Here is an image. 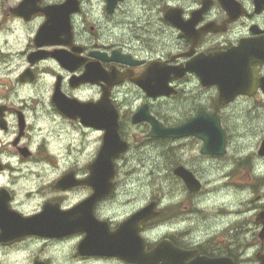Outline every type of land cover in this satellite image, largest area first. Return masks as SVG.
<instances>
[{
    "label": "flooded vegetation",
    "instance_id": "1",
    "mask_svg": "<svg viewBox=\"0 0 264 264\" xmlns=\"http://www.w3.org/2000/svg\"><path fill=\"white\" fill-rule=\"evenodd\" d=\"M103 114L110 122L116 117L127 150L113 160L110 191L87 204L93 193L88 166L103 142ZM260 114L264 0H0V264H129L95 252L103 227L115 232L152 201L147 193L142 204L136 203L140 194L117 199L119 164L143 159L146 151L129 154L150 143L160 148L163 184L156 216L138 225L146 251L160 243L161 264H198L199 258L264 264V125L260 130L240 119L250 126L244 132L234 121ZM198 116L191 126L196 134L148 138L147 118L173 129ZM216 122L224 153L202 154L200 136ZM132 131L144 137L134 143ZM240 132L259 133L257 153L227 159ZM74 146L80 148L70 163L71 152H62ZM64 161L68 168L58 170ZM179 166L200 181L198 192L174 174ZM245 174L253 178L255 203L230 209L225 201L206 202L214 193L210 183L227 194L231 183L223 179ZM234 192L244 197L246 189L239 184ZM114 203L126 212L123 218L113 219L119 211L107 207ZM44 212L56 224L12 229V222ZM76 218L79 223H71ZM69 243L75 261L66 262L61 247ZM249 248L256 249L251 256Z\"/></svg>",
    "mask_w": 264,
    "mask_h": 264
},
{
    "label": "water",
    "instance_id": "2",
    "mask_svg": "<svg viewBox=\"0 0 264 264\" xmlns=\"http://www.w3.org/2000/svg\"><path fill=\"white\" fill-rule=\"evenodd\" d=\"M219 67L220 66L216 63L215 71H220ZM215 74L220 75L221 73L215 72ZM109 118L110 116L106 114L102 115L103 122L102 125L99 126L104 130L103 144L100 149L97 160L88 167V169L91 171V175L86 182L92 187L93 194L89 198L87 204L100 199L111 188L110 180L114 172L112 161L126 150V144L120 140L117 132L116 117L114 116L111 122L109 121ZM147 120L152 125V129L148 134L149 137L177 139L185 135L196 134L195 132L197 128L193 126V131H191V126L194 123H197L199 118H195L179 128L167 130L163 129L153 118ZM138 121L139 119L137 118L133 119L134 123ZM201 130L202 128L198 127V131L200 133ZM200 137L206 141L205 146L202 149V153L216 155L224 153V140L219 127L213 131H209L208 136ZM212 141H215V143H212ZM260 154H264V142L262 143ZM175 174L182 179V181L190 191L194 192L200 189L199 182L182 167L177 168L175 170ZM84 205L85 204L83 203L76 206L73 212H79L80 209L84 207ZM155 208L156 203H150L148 206L140 210L133 217L121 224L115 232H109L105 227H103L100 240L97 244L98 254H100L101 256L106 255L118 257L119 259L129 262L131 264H161V259L162 257H164L165 251L161 248L160 244L156 245V247L153 248L151 251L146 252L145 245L138 235L139 223L154 217ZM69 216L74 219L71 215ZM19 221L20 220L12 222V229L14 231H20L21 228L43 229L47 226H53L57 222L52 221L51 218H49V216L45 214V212L37 218H31L28 221ZM71 223H79V219L76 218L75 220L71 221ZM57 224L62 225L63 223L59 222ZM87 226H91L90 220H87ZM130 227H134L135 230L127 233ZM83 246L84 243H81L79 245L78 251L80 253L82 252ZM167 256L169 257V251H167ZM198 264H229V261H218L200 258ZM230 264L232 263L230 262Z\"/></svg>",
    "mask_w": 264,
    "mask_h": 264
},
{
    "label": "rangeland",
    "instance_id": "3",
    "mask_svg": "<svg viewBox=\"0 0 264 264\" xmlns=\"http://www.w3.org/2000/svg\"><path fill=\"white\" fill-rule=\"evenodd\" d=\"M238 107V106H236ZM236 107L234 109L236 110ZM248 121V122H254L255 127L258 129H262L264 123V116L263 115H254V116H244L240 115L237 118H234L235 121V127L238 128L239 130L241 129L242 131H247L250 129V126H246L242 121ZM244 132H240L236 138H235V144L234 148L228 149V154L227 159L232 157L233 155H247L249 153H257V138L259 133L255 134L253 137H249L246 135ZM132 139L134 140V143L136 139H141L144 136H142L140 133L132 131ZM80 147L74 146L72 147V151H68L66 148L63 150L62 155L65 156V152L70 153V163L73 161V156L76 154L77 149ZM137 150L135 153H130V155L134 156H140L141 157V152L146 151L147 153H143L142 157L143 159H133L128 162H123V164H119V171L120 174L117 176V185H118V190H117V199L118 201L124 197H132L135 195V197H139L138 194H140V197L136 200V203L142 204L146 200V193L153 197H159L160 196V190L162 189L161 186L163 184V181L160 177L159 169L161 168V159H160V148L159 145L153 143L148 146L144 145L141 148H136ZM90 151V146L85 149L86 154L88 155ZM125 163V164H124ZM82 164L84 162L82 161ZM59 169L58 170H64L68 168L69 164L67 161L64 162H59L58 163ZM122 171V172H121ZM245 172V169L243 170ZM210 177L212 176L209 174ZM226 180L227 182H230L231 185L229 189L231 190L229 193H223V190L221 189L220 186L215 185V188L210 187V189L214 190V193L208 194L206 196V202L207 203H216V204H222L227 202L230 204V209H235V205L243 202L244 207L255 203V197L257 195V192H254L250 189L249 185L252 183L253 178H249L246 174L238 176L236 178H231L229 179H223ZM121 182V183H120ZM241 184V187H244L246 189V194L244 197L238 196L234 191L237 190V185ZM220 191V192H217ZM247 191L249 193H247ZM256 191V190H255ZM142 193H143V199H142ZM118 203V202H117ZM117 203H114L112 206H108V210H113V211H119L117 214V217H113V219H119L123 218L124 214L126 212H121L122 210L118 208ZM108 216H111V212H106L105 213ZM75 245L74 243H69L66 245H63L61 247L62 249V260L64 259L66 262L67 261H75V258L73 257V254L75 253ZM41 256H45L44 252L39 251ZM37 253V252H36ZM19 264V263H17ZM81 264V263H79ZM109 264V263H107Z\"/></svg>",
    "mask_w": 264,
    "mask_h": 264
},
{
    "label": "clouds",
    "instance_id": "4",
    "mask_svg": "<svg viewBox=\"0 0 264 264\" xmlns=\"http://www.w3.org/2000/svg\"><path fill=\"white\" fill-rule=\"evenodd\" d=\"M94 92L97 94V99L99 98V89H94ZM33 150H35V145H33ZM256 249L255 248H249L248 249V252H247V255L248 256H251L253 254V252L255 251Z\"/></svg>",
    "mask_w": 264,
    "mask_h": 264
},
{
    "label": "bare ground",
    "instance_id": "5",
    "mask_svg": "<svg viewBox=\"0 0 264 264\" xmlns=\"http://www.w3.org/2000/svg\"><path fill=\"white\" fill-rule=\"evenodd\" d=\"M210 184H211L210 187L215 188V185H212V183H210Z\"/></svg>",
    "mask_w": 264,
    "mask_h": 264
}]
</instances>
